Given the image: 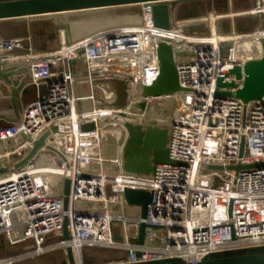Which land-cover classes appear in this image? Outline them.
<instances>
[{
    "label": "built area",
    "instance_id": "2783aa9c",
    "mask_svg": "<svg viewBox=\"0 0 264 264\" xmlns=\"http://www.w3.org/2000/svg\"><path fill=\"white\" fill-rule=\"evenodd\" d=\"M137 6L142 13L136 23L65 45L55 36L53 49L39 50L31 36L6 37L0 29V74L10 81L0 78V169H6L0 174V264H21L58 250L70 264L68 248L73 258L78 253L83 258L85 248L125 252L108 264L196 263L264 249V166L228 169L264 164V98L244 104L216 95L242 88L251 60L244 45L258 47L262 55L264 25L244 34L233 27L225 34L219 30L224 16L213 12L215 31L209 25L207 34H187L183 26L190 21L173 15L170 29L161 33L153 5ZM235 16H264V0ZM230 35L238 40L227 41ZM162 39L173 46L186 90L174 97L178 107L169 153L180 165H159L154 179L144 180L122 172L124 128L102 123L126 115L142 100L141 88L158 78ZM25 43L29 53L17 56V46ZM118 85L124 88V105H117ZM88 125L94 129H81ZM55 127L67 129L53 132ZM109 130L117 137L110 146ZM47 132L36 155L18 168ZM130 189L151 195L144 219L125 214L132 206L126 200Z\"/></svg>",
    "mask_w": 264,
    "mask_h": 264
},
{
    "label": "water",
    "instance_id": "95a60500",
    "mask_svg": "<svg viewBox=\"0 0 264 264\" xmlns=\"http://www.w3.org/2000/svg\"><path fill=\"white\" fill-rule=\"evenodd\" d=\"M187 0H11L0 2V20H18L33 17L69 15L74 13L92 12L113 8L137 6L150 3L153 5V20L157 29L168 30L171 27V19H175L168 5L170 2ZM63 26L58 25L56 31ZM262 55L258 59L249 60L244 66V83L234 95L231 93L218 92L220 97H232L241 100L244 104L260 101L264 98V42L261 44ZM15 53L17 56L29 53L27 43L18 45ZM222 53V52H221ZM83 51H79V55ZM157 57L159 62V76L151 86L141 88V101L131 106L129 112L117 120L109 119L102 126L117 123L126 132L121 154V169L124 175L135 176L144 180H153L159 165H180L170 159V146L173 128L175 125L174 115L178 102L174 98L180 93L186 92L180 86L179 75L174 57L173 46L168 39L157 42ZM26 70H22L25 72ZM9 75L0 74V78L9 84ZM16 90L13 96H16ZM66 127H55L53 132ZM83 131L94 129V125L81 128ZM50 135L45 133L40 140L34 143L29 155L20 162L17 167L28 163L44 145ZM245 150L244 140L241 143L240 155ZM263 163L250 166L229 167V170L240 171L242 169L262 168ZM209 169L221 170L222 168L210 167ZM6 169H0L4 174ZM68 192V183L66 185ZM151 195L143 190H127L126 200L132 206L142 208V219L146 217L147 205ZM63 239L69 240L67 224L64 225ZM145 234V225L140 227L138 244L142 245ZM70 263H73V252L67 249ZM175 264H264V252L236 256H227L198 261L196 263Z\"/></svg>",
    "mask_w": 264,
    "mask_h": 264
},
{
    "label": "rangeland",
    "instance_id": "374dc122",
    "mask_svg": "<svg viewBox=\"0 0 264 264\" xmlns=\"http://www.w3.org/2000/svg\"><path fill=\"white\" fill-rule=\"evenodd\" d=\"M257 0H199V1H175L168 3L172 15L183 22L187 21L183 26L184 33L187 34H207L209 24L199 23L193 24V21H206L208 15L212 29L215 31V21L218 16H224L219 21V30L228 34L233 27L239 34L251 33L257 27L264 25V16L262 17H236L235 15L252 11L256 6ZM216 12L217 15L211 14ZM142 10L139 6L123 7L116 9L74 13L69 15L33 17L24 21H7L0 23L1 34L6 37H32L34 46L41 49H53L58 46V40L55 36L61 38V32L66 33V41L86 37L89 33L99 30H107L117 27H125L134 24L141 15ZM226 16V17H225ZM208 20V19H207ZM60 25L64 29L56 27ZM93 35V34H92ZM90 36V35H88ZM62 39V38H61ZM248 50V47L244 46ZM253 48V47H252ZM261 57V56H258ZM118 101L117 105L125 104L124 88L117 86ZM113 130H109L105 136L107 144L116 142V135ZM128 218H138L142 215L140 206H130L125 209ZM125 252L107 248H85L83 251V264H108L113 261L121 260L125 257ZM21 264H66V257L62 250L44 255L42 257L26 260Z\"/></svg>",
    "mask_w": 264,
    "mask_h": 264
},
{
    "label": "bare ground",
    "instance_id": "6f19581e",
    "mask_svg": "<svg viewBox=\"0 0 264 264\" xmlns=\"http://www.w3.org/2000/svg\"><path fill=\"white\" fill-rule=\"evenodd\" d=\"M210 17V15H208V18ZM207 18V19H208ZM206 19V22L208 23L209 22V20H207ZM209 25H210V22L208 23ZM211 26V25H210ZM161 33H164V30H162L161 31ZM65 35H66V33L64 32V31H62L61 32V36L64 38L65 37ZM216 39H218L219 40V36L218 35H216ZM66 38V37H65ZM65 38H64V41H66L65 40ZM228 39H226L227 41H236L235 40V38H237L236 37V35H230V36H228L227 37ZM81 39V38H80ZM62 40V39H61ZM79 39H76V41H78ZM62 42H63V40H62ZM65 45V44H64ZM244 46H251V44L249 43V44H246V45H244ZM253 47V48H252ZM251 48H249L248 47V50L247 49H244L243 51L245 52V54L252 60V59H258L259 57L258 56H260L261 54V51L259 50V48L258 47H254V46H252ZM245 48V47H244ZM258 48V49H257ZM71 53H73V52H71ZM68 55V57L70 56V53H68L67 54ZM136 103V102H135ZM135 103H133L132 104V106L135 104ZM176 111V110H175ZM70 264H83V261H82V256H81V254L80 253H78V254H76L75 255V257H74V259H73V263H70Z\"/></svg>",
    "mask_w": 264,
    "mask_h": 264
},
{
    "label": "trees",
    "instance_id": "16d2710c",
    "mask_svg": "<svg viewBox=\"0 0 264 264\" xmlns=\"http://www.w3.org/2000/svg\"><path fill=\"white\" fill-rule=\"evenodd\" d=\"M5 1H11V0H5ZM262 251H264V249H262V250H255V251H252V252H241V253H234V254L218 255V256H214V258L227 257V256H236V255H244V254H252V253H259V252H262Z\"/></svg>",
    "mask_w": 264,
    "mask_h": 264
},
{
    "label": "crops",
    "instance_id": "0c3cea01",
    "mask_svg": "<svg viewBox=\"0 0 264 264\" xmlns=\"http://www.w3.org/2000/svg\"><path fill=\"white\" fill-rule=\"evenodd\" d=\"M187 1H199V0H187ZM211 17V16H210ZM209 20V18H208ZM209 22H213L212 19L209 20ZM208 22V23H209ZM211 25V24H210ZM62 40H63V44H64V38L61 36ZM235 40H238V38H235Z\"/></svg>",
    "mask_w": 264,
    "mask_h": 264
}]
</instances>
